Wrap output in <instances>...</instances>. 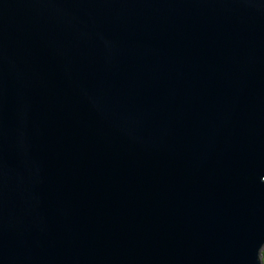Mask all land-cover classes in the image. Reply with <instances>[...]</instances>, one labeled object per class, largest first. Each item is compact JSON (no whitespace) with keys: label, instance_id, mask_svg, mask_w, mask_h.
Segmentation results:
<instances>
[{"label":"water","instance_id":"95a60500","mask_svg":"<svg viewBox=\"0 0 264 264\" xmlns=\"http://www.w3.org/2000/svg\"><path fill=\"white\" fill-rule=\"evenodd\" d=\"M264 0H0V264H264Z\"/></svg>","mask_w":264,"mask_h":264},{"label":"trees","instance_id":"16d2710c","mask_svg":"<svg viewBox=\"0 0 264 264\" xmlns=\"http://www.w3.org/2000/svg\"><path fill=\"white\" fill-rule=\"evenodd\" d=\"M261 255H262V261H263V263H264V247H263V249L261 250Z\"/></svg>","mask_w":264,"mask_h":264}]
</instances>
